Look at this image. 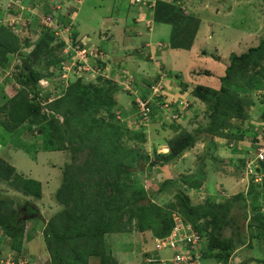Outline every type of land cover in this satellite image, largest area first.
<instances>
[{"label":"trees","instance_id":"trees-1","mask_svg":"<svg viewBox=\"0 0 264 264\" xmlns=\"http://www.w3.org/2000/svg\"><path fill=\"white\" fill-rule=\"evenodd\" d=\"M29 1L33 0H21L20 3L24 6ZM158 4L160 9H154V19L172 26V48L191 50L199 22L193 20V16L185 18L182 12L178 14V0L159 1ZM178 7H182L181 4ZM12 11L19 14L21 8L12 6ZM44 13L49 14L51 11ZM179 16L181 19L177 18ZM5 19V14L0 16V67L10 68L14 59H19L20 64L16 65V73L14 71L12 77L6 78V82L11 84L10 88L2 89L5 102L0 106V111L5 113V118H0V125L9 132L20 131L22 134L26 131L35 132L33 127L39 130L41 135L35 143L21 140L18 144L30 153L36 150L35 156L40 152L54 151L70 154L62 170L61 184L54 194L55 202H49L55 213L48 221L38 204L45 199L42 183L19 173L0 156V230L5 238H9L7 244L10 250L17 252V256H24V246L30 240V231L42 229L39 237L48 256L44 264H120L107 243V237L136 229L142 235L152 233L155 245L156 238L166 239L170 236L177 224L176 217H181L205 238V258L228 264L237 250V244L226 233L229 228L241 223L234 214L236 209L245 214L243 220L250 218L247 226L251 238L262 241L264 245L263 182L251 179L247 194H238L224 202L206 200L195 204L184 189L201 191L207 181L206 176L201 171L182 175L179 179L163 182L159 189L162 193H166L169 186L180 187L174 199L161 206L155 202L157 197H152L146 191L141 179L148 170L167 169L201 139L200 142H203L207 138L209 148L215 145V138L223 139L226 146L244 140V132H235L234 121L248 119L247 110L256 105V97L250 92L264 91V39L246 52L231 56L229 64L223 66L224 73L219 77L218 88L201 84L194 87L193 97L207 107L206 124L198 126L195 132L173 125L177 133L167 140L169 152L163 154L155 150L149 155L134 148L146 141L144 133H133L128 124L121 120L116 95L123 90L117 87L116 79L121 78L124 71L116 69L111 75L108 73L109 67L114 65L109 53L99 48L106 56L96 62L90 60L95 67L96 82L88 81V75L75 71L70 72L66 80H61L63 67L69 64V56L58 51L65 46V42L61 40L57 43L59 47H54V42L60 38L55 37L52 29L41 24L37 42L33 44L25 40L27 47L33 46L32 52L28 54L22 49L20 35L3 24ZM65 19L63 23H67ZM73 41H79L74 29ZM50 65L59 67L56 73L47 74L44 71ZM129 73L134 89L138 92L135 77ZM194 73L198 76H213L212 72L206 70ZM154 78L153 82L144 81L145 89L140 88V98L146 100L151 94V86L161 78L171 84L173 80H170L181 79V74L166 71L163 67L157 70ZM46 79H59L55 85L61 94L57 95L55 89L56 93L51 88H42L40 83ZM66 81L69 82L67 87ZM54 94L57 95L55 98ZM161 98L163 96L157 97V100ZM155 102L149 106V123L156 109L154 106L159 105H153ZM134 105L137 109L135 117L140 121L136 99ZM254 135H257L256 130ZM252 141L258 142L254 136ZM131 142L136 145L132 147ZM81 153L87 154L83 162L78 158ZM241 161L245 165V159ZM222 186L220 184L221 189ZM23 199L25 202H22ZM29 221L34 224L31 229H28ZM37 222L39 225H36ZM243 228L240 227V231ZM144 256L150 257V254L145 253ZM255 261L256 264H264V259Z\"/></svg>","mask_w":264,"mask_h":264},{"label":"rangeland","instance_id":"rangeland-1","mask_svg":"<svg viewBox=\"0 0 264 264\" xmlns=\"http://www.w3.org/2000/svg\"><path fill=\"white\" fill-rule=\"evenodd\" d=\"M20 1L21 0H0V16L5 14L6 18L9 17V19L4 20L3 24L10 26L14 32L20 35L23 41L22 49L29 54L32 52L33 46L27 47L25 40L32 41L33 44L37 42L42 29L41 23L38 24V20H41L42 16L45 14L44 12L48 11V5L56 2V0H43L44 3H39L37 0L35 2L33 0L29 1L24 6ZM58 1V4L61 6L60 10L63 11H57L55 14L58 15V18H61L66 16L65 14H68L66 9V3L68 4V2L67 0ZM142 1L148 4L149 7H146L150 8L152 4L153 7L151 8H156V10L159 11L160 7L158 3L164 0ZM12 6L21 8L20 13H13ZM143 6V3H137L136 0H83V3L76 10V17L73 16V19L71 20L70 18V20L73 23L74 33L79 40L81 38V41H84V39L88 40L86 37H89L92 43H98V45L105 50L111 52L112 46L109 44V41H101L104 38L101 33H103L107 27H110V19L116 22L119 20L123 22L127 19L129 21V26H131L133 11H136L137 14L139 11L144 10ZM178 6H180V4H178ZM178 6L176 7L178 14L182 12V17L185 18L193 16V20L199 22V27L192 46V49L196 48L197 50V57L194 56L192 52L177 50V54L175 53L171 55L172 58H168L170 65L172 64L175 70H184L183 72H186L187 68L191 66L195 71L212 70L214 71L212 73L216 75L220 74L222 71L223 74V66L229 64L233 54L240 55L249 48L257 46L259 42L264 39V0H182V7ZM146 10L149 11L148 9ZM50 11L53 12L51 9ZM177 18L181 19L180 16ZM201 19H204L206 25H201ZM155 23V25L159 24L158 22ZM159 26H163L164 29L167 28L166 25ZM178 27L179 25L177 24V28ZM174 28L177 30L175 26ZM68 33L70 34L71 31ZM69 34L64 35L68 37ZM171 34H173L172 29ZM63 37H61L60 34V39H56L53 46L59 47L57 43L59 44L61 40L63 41ZM160 39L163 41L169 40V34L167 33L166 37ZM170 41H172V38ZM86 44L87 46H92L89 43ZM64 49L65 46H62L58 51L63 53L65 52ZM178 58H180L179 62ZM110 59L113 61L112 57H110ZM18 60L19 59H14L10 67L11 75H14V71L15 73L17 71L16 65L20 64ZM218 61L220 62L219 64H217ZM44 67L42 68L44 69ZM57 68L59 67H56V65H50V68H45L44 71L47 74L50 72L56 73L58 70ZM84 70L86 71L79 70L78 73L88 75L90 79L88 81L96 82L95 78H97V75L94 74V70L89 66H85ZM115 71L116 69L110 68L108 73L111 75ZM171 72L175 73L176 71L172 70ZM183 75L184 78L182 79L188 83L189 79L185 77V74ZM194 75L196 76L195 73L193 76ZM68 76L67 74V78ZM195 76L193 88L200 84L208 85L213 88H218L220 86L219 77L210 82L199 81L202 79L195 78ZM203 77L206 78L205 76ZM67 78L62 77L61 80H66ZM172 79L173 82L171 84L169 81L167 82L165 78H161L157 81V83H160V88H162L161 95L163 98L160 100H157V98L154 99L156 102L153 103V105L159 104L160 107L159 105L154 106L156 109L151 117V122L145 128L141 127L142 125L135 117L137 109L134 105V101L135 97L140 98L141 90L138 92L135 91L136 93H133V96L123 91L117 92V108L119 107L121 120L128 124L134 131L133 133L137 134L141 131L144 133L146 141L143 144H135V146L133 144L134 142L130 143L132 147L135 146L134 148L139 150L142 154L152 155L155 150L163 154L169 152L167 140L177 133L172 128L173 125H180L182 129L186 128L187 130L195 132L198 126L200 127L207 122V117L205 116L207 111L206 105L198 99L195 101L196 98L194 102L188 101L179 88H176L179 82L182 83L181 79ZM174 79L178 81L175 82L176 80ZM152 80L154 81L155 78L153 77ZM67 81L65 83L66 87L69 84ZM57 82H59V79H46L40 84L42 88H51V90L55 92V90H57ZM101 83L105 84V82ZM4 84L7 88L6 90L11 86V84H8L6 81H4ZM116 85L118 88L120 87L119 83ZM56 92L57 95L59 93L61 94L60 90ZM56 94L53 95V98L57 96ZM250 94L256 97L255 99L257 102L256 105L247 110L248 119L234 121V124H236L235 132L240 130L246 135L243 141L234 142L226 146L223 139L215 138V145H213V148H209L210 145L207 138H205V142H200L201 139L192 150L187 152L181 159L174 162L167 169L148 170L147 174L142 176L141 179L146 185V191H148L149 195L152 197L154 195L157 197V199H155L156 203L165 206L174 199V194L179 190L180 185H173L169 186L170 189H167L166 193L159 191L165 180L173 178L179 179L182 175L187 176L200 171L204 172L207 180L202 190L190 191L184 189L195 204L206 200L224 202L238 194L244 192L247 194L250 189L251 180L244 174V165L241 158L248 160V157L251 156V152L256 147L257 142L252 141L253 136L257 138L259 143V140L264 134V91L250 92ZM149 96L151 97V94ZM3 97L4 94L1 87L0 106L5 102ZM183 100H187L189 103L187 109H183L181 106V101ZM176 115L180 117L176 118ZM0 118H5L4 112L0 111ZM60 119L63 120L62 118ZM33 128L35 132L32 131L33 133H30L26 131V133L22 134L20 131L9 132L0 125V156L4 160H7V162L14 163L19 173H24L33 179L45 183V199L39 201L38 204L42 214L49 219L55 213V210L49 206L50 203L53 204L55 202L52 193L55 192L61 184L62 169L64 164L68 161L70 154L64 151H54L52 153L41 152L39 155L37 154V156H35L34 153L36 150L30 153L21 149L18 144L22 141L27 140L29 144H33L39 139L41 135L39 130L37 131L35 127ZM255 130L257 135H254ZM16 146H18V148ZM245 149L247 151H244ZM86 156L87 154H79V161L83 162ZM224 172L231 175L228 176ZM243 178L246 180L244 181ZM220 184L224 185V187L222 186L223 189L220 188ZM22 202H25L24 199ZM234 214L237 215L241 223L238 224V226L229 228L226 233L228 237L232 236L237 244V250L228 264H256L255 260L264 259V245L262 241L251 238V231L247 226L250 218L248 217L246 221L243 220L245 214L239 209L234 210ZM32 223L33 221H29L28 229H31L32 225L34 226ZM40 223L43 224L42 222ZM36 225H39V223L37 222ZM242 226H244V228L240 231V227ZM39 236L41 235H38V233L36 236L32 234L31 237L34 240L29 243V248L26 246L30 263L33 264H44L48 258L44 251L43 241L38 239ZM153 238L150 232H147L146 235H142L134 229L132 232L113 234L107 237V243L109 247L114 250L120 264H143L145 257L142 256L145 255V253H149L150 256L157 255ZM0 240L4 241L1 244L3 245L1 249L8 250L7 243L9 238L1 236ZM28 242L29 241H27L26 244ZM167 254L168 253H160L158 255L165 256ZM204 263L215 264V262H210V259H207Z\"/></svg>","mask_w":264,"mask_h":264},{"label":"built area","instance_id":"built-area-1","mask_svg":"<svg viewBox=\"0 0 264 264\" xmlns=\"http://www.w3.org/2000/svg\"><path fill=\"white\" fill-rule=\"evenodd\" d=\"M172 1V0H170ZM137 3H143L144 6H148L145 1L136 0ZM83 3V0H74L73 3L68 2L70 8L74 10L68 14V18L71 20L73 16L76 17L78 7ZM58 7V6H57ZM56 7V9H57ZM149 7V6H148ZM150 7H153L151 4ZM60 10V6L59 9ZM70 20L69 23H63L60 18L55 13L44 14L40 20L43 27L52 29L54 31L55 37L60 38L65 36L64 34H69V36L63 37L65 42L64 54L68 57L69 64L63 67L64 74L63 78H67V74L70 72H79V70H84L85 66H89L92 69L90 60L103 59L106 55L103 51L92 46H87L88 40L81 39L74 43L73 41V23ZM81 41V42H80ZM80 74V73H79ZM82 74V73H81ZM165 74L163 75V77ZM7 77H12L10 69H3L0 67V88L7 89L4 81ZM43 82V81H41ZM116 83H119L120 88L124 92H129L130 94L136 93L134 89V83L132 75L129 72H124L121 78L116 79ZM10 88V87H9ZM160 83L153 84L151 86V97L149 96L146 100L135 97L138 105V115L140 118V124L143 127H147L149 124V112L150 104L155 98L161 97ZM164 95V93H163ZM185 101V103H184ZM167 106V105H166ZM181 106L183 109H187L189 104L187 100L181 101ZM180 106V107H181ZM176 118L179 115L175 116ZM249 159H245L244 170L247 177L253 178L255 182H264V134L263 137L257 142L256 147L251 152ZM176 226L170 236L166 239H155V248L157 255L145 257L143 264H205L204 250V237H201L194 229L192 224L186 222L185 219L181 217H176ZM160 253H168L165 256H159ZM29 260L27 257H19L16 253L11 252L6 254V256L0 257V264H28Z\"/></svg>","mask_w":264,"mask_h":264},{"label":"crops","instance_id":"crops-1","mask_svg":"<svg viewBox=\"0 0 264 264\" xmlns=\"http://www.w3.org/2000/svg\"><path fill=\"white\" fill-rule=\"evenodd\" d=\"M178 1L181 4L180 0ZM67 2L73 3L72 0H67ZM39 3H44V2L43 0H40ZM58 3L59 1L56 0V2L49 4L48 12H50V9L55 12L61 11V10H57L59 9V6H60ZM64 5H65V2H64ZM143 8L144 10L139 11L137 14H136V11H133L132 16H131V20H132L131 26H129V21L127 19H125V21L123 22L120 21L119 19H117L119 20L118 22L112 21V19H110L111 20V22H109L110 27H107V29L103 33H101V35L104 37L103 40L101 41H109V44L112 46L111 52L113 53L109 52L108 50H105L103 47L98 45V43H95V42L92 43V40L91 39L89 40V37H86L88 39V43L91 44L92 47L98 48V49L100 48L110 54V56L113 58L114 65L110 66L109 69L113 68V69H117L121 71L123 70L124 72L131 71L135 77L134 79L136 80L137 90L138 89L140 90V88L145 89V85H143L145 84L144 83L145 80L146 81L150 80V82L151 81L153 82L152 78L156 75L157 70L159 71V69H162L163 67L164 69H166V71L174 70L176 71V73L180 72L182 83L179 82L180 86L178 85L176 88H179L182 94L186 96L185 98H187L189 101L194 102L195 98L192 95L193 94L192 91L194 89L193 81H194L195 75L193 76V74L195 72V69L191 66L187 68L186 72H183L184 70L173 69L172 67L173 65L172 64L170 65V61L168 60V58H172L171 55H174L175 53L177 54V50L172 48L171 41H170V39L172 38V34H171L172 28L170 25L164 24V23H159L155 25L156 21L154 19V8H151V7L148 8L146 6H143ZM66 9H67L68 14H70L73 11L72 8H70L69 6H66ZM146 9H148L149 11H147ZM68 14H65L66 16L61 17L60 18L61 21H64L66 17L65 20L66 22H68L67 21L69 20ZM6 19H9V17ZM159 25H166L167 28L164 29L163 26H159ZM201 25H206L204 19L203 20L201 19ZM167 33L169 34V40L167 41L161 40L160 38L166 37ZM172 33H173V30H172ZM189 52L190 53L192 52L194 56L197 55L196 48L195 49L191 48ZM179 61H180V58H178V62ZM219 63L220 62L218 61L217 64ZM210 72H214V71L210 70ZM182 73L185 74V77L189 79L188 83H186V81L182 79L184 78V75ZM221 74H222V71L220 74H217V75L213 74V76L203 75L206 78H204L203 76H198V75H196L195 78L202 79L199 81H210L211 82L213 79L220 77ZM172 80L173 79H171L170 81L172 82ZM177 81L178 80H176L175 82ZM184 86H187V87L184 88ZM121 94H124V93H121ZM195 101H197V99H195ZM48 153H52V152H48ZM9 163L12 164L17 169L14 163H11V162ZM21 174L26 175L24 173H21ZM40 182L43 185V193H44V198H45V183L43 181H40ZM57 189L55 190V192H57ZM55 192L52 193L53 199H54ZM49 219L46 218V221H48ZM37 233L38 235H41L42 229H37L32 232L30 231V234L31 235L33 234L34 236H36ZM38 239H40V237ZM33 240L34 239L30 236L29 242L25 244L24 246L25 248L24 252L27 255L29 254H28V249H26V246L29 248V243L32 242ZM0 241H1L0 242V249H1L3 246L1 244L4 241L2 240ZM40 258L43 259L42 257Z\"/></svg>","mask_w":264,"mask_h":264},{"label":"clouds","instance_id":"clouds-1","mask_svg":"<svg viewBox=\"0 0 264 264\" xmlns=\"http://www.w3.org/2000/svg\"><path fill=\"white\" fill-rule=\"evenodd\" d=\"M164 1H167V2H173L174 0H172V1H170V0H164ZM66 5H67V3H66ZM68 6V5H67ZM72 10H74V8H72ZM51 13H55V11H53V12H51ZM7 69H10V68H7ZM189 101V100H188ZM187 101V102H188ZM189 104V103H188ZM189 107V106H188ZM244 172H245V170H244ZM246 174V173H245ZM247 176V175H246ZM248 179H253V178H248ZM243 180H246L245 178H243ZM250 183V182H249ZM264 183V182H263ZM0 233H1V235H0V237L1 236H3L4 234H3V232L0 230ZM8 246V245H7ZM11 252H14V253H16L17 255H18V253L17 252H15V251H12V250H10V248L8 247V250H2V249H0V257H3V256H6V254H9V253H11ZM19 257H27V259L29 260V263L28 264H33V263H30V258H29V256L27 255V254H25L24 256H19ZM142 257H145L144 255L142 256ZM145 259V258H144ZM205 261H207V259L205 258V260H204V262ZM210 262H213V261H211L210 260ZM48 264V263H47ZM215 264H221V263H217V262H215Z\"/></svg>","mask_w":264,"mask_h":264}]
</instances>
